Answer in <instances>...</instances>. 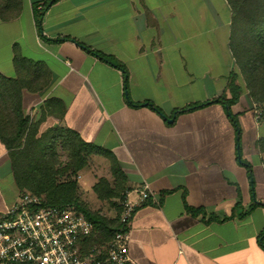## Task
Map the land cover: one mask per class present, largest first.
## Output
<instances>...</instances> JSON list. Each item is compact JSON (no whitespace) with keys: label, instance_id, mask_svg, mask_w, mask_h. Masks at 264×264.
Masks as SVG:
<instances>
[{"label":"crops","instance_id":"obj_1","mask_svg":"<svg viewBox=\"0 0 264 264\" xmlns=\"http://www.w3.org/2000/svg\"><path fill=\"white\" fill-rule=\"evenodd\" d=\"M46 3L41 33L35 6ZM231 23L228 0H24L18 17L0 19V72L33 80L22 102L39 133L68 127L113 153L132 197L148 184L130 225L139 264H264V115L241 88L232 110L250 178L237 130L212 102L231 95ZM81 44L124 64L129 97L163 114L129 105L123 71ZM24 190L0 140V210ZM185 201L205 213L191 214Z\"/></svg>","mask_w":264,"mask_h":264},{"label":"trees","instance_id":"obj_2","mask_svg":"<svg viewBox=\"0 0 264 264\" xmlns=\"http://www.w3.org/2000/svg\"><path fill=\"white\" fill-rule=\"evenodd\" d=\"M228 1L232 9L230 45L236 61V70L229 77L228 89L231 95L217 97L212 102H218L226 109L237 130L238 159L247 167L250 178H253L251 164L241 156L240 124L238 116L232 110V105L238 101L241 93V86L237 81L239 75L243 76L253 102L258 107L264 105V0ZM23 6L24 0H0V19L12 20L18 17ZM47 7V3L40 9L35 6V17L41 33L42 21ZM61 39L72 38L63 37L59 40ZM81 45L99 59L123 71L125 98L129 105L134 107L149 106L163 114L160 107L154 102L150 100L135 102L129 97L127 90L128 70L124 64L102 51L84 44ZM32 82L33 80L7 77L0 72V140L9 152L16 183L19 188L30 189L37 194L47 191V200L50 204H73L83 210L94 223L96 231V237L90 242L103 244L109 241L118 229L119 215L116 219L110 220L97 211H91L85 204L76 200L79 188L77 179H58V177L65 174L69 169H73L74 173H77L89 163L92 154L100 152L109 157L112 173L123 188L125 175L120 163L113 153L98 149L95 145L86 142L77 131L71 128L56 126L39 133V123L31 121L30 117L25 114L22 102V88L25 86L33 88ZM208 103L209 101L196 103L177 110V113L203 107ZM262 109L264 112V108ZM63 113L62 111L60 116ZM58 145L68 152L69 158L68 163L61 167L58 166L61 163ZM252 186H254L253 182ZM93 190L101 199L110 198L119 191L105 177L99 178L93 185ZM186 208L193 215L205 213L203 208H194L187 203ZM246 213V211L241 212L239 216L241 217ZM261 237H264V232ZM262 246L264 247L263 241Z\"/></svg>","mask_w":264,"mask_h":264},{"label":"built area","instance_id":"obj_3","mask_svg":"<svg viewBox=\"0 0 264 264\" xmlns=\"http://www.w3.org/2000/svg\"><path fill=\"white\" fill-rule=\"evenodd\" d=\"M126 190L119 227L103 244H92L94 223L73 204H50L26 189L0 210V264H139L129 250L130 225L138 206L152 192L148 184Z\"/></svg>","mask_w":264,"mask_h":264},{"label":"rangeland","instance_id":"obj_4","mask_svg":"<svg viewBox=\"0 0 264 264\" xmlns=\"http://www.w3.org/2000/svg\"><path fill=\"white\" fill-rule=\"evenodd\" d=\"M237 81L239 82L242 90H244L246 94L247 92L249 94V91L246 86V82L242 75H239ZM262 108H264V105L259 106V109H261L260 111L263 114L264 112ZM57 149H58L59 161H61V163H59L58 166L61 167L66 165V163H68L69 160L68 152L62 149L60 145H58ZM92 156L89 159V163H88L89 166L81 171L80 177H77L80 171L74 173L73 169H69L65 174L60 175L58 179H66V178L78 179L77 181L79 188L76 199L77 202L81 204H85L88 207V209H90L91 211H97L101 215L106 216L108 219L114 220L118 217L120 213V203L126 191V189H123L125 185L122 188L121 186L122 184L117 182L115 176L113 174L111 176V172H112L110 171L111 165L110 166L106 165L105 162L103 160L100 161L98 157L93 159ZM96 177H97V181L101 177L107 178L110 181L111 185H113L115 188L119 190L118 193H116V195L110 198H104V199L99 198L96 192L92 188L93 181L95 180L94 178ZM41 194L48 199L47 191L41 192Z\"/></svg>","mask_w":264,"mask_h":264},{"label":"water","instance_id":"obj_5","mask_svg":"<svg viewBox=\"0 0 264 264\" xmlns=\"http://www.w3.org/2000/svg\"><path fill=\"white\" fill-rule=\"evenodd\" d=\"M175 115H176V114H174L173 117H171V118L168 119L169 122H173V121H174Z\"/></svg>","mask_w":264,"mask_h":264}]
</instances>
